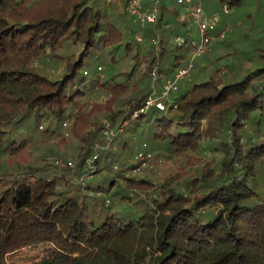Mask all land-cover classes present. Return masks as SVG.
I'll use <instances>...</instances> for the list:
<instances>
[{
  "label": "trees",
  "instance_id": "16d2710c",
  "mask_svg": "<svg viewBox=\"0 0 264 264\" xmlns=\"http://www.w3.org/2000/svg\"><path fill=\"white\" fill-rule=\"evenodd\" d=\"M206 1L216 10L223 3L236 9L243 3ZM104 2L0 0V154L14 171L8 172L7 165L0 180V264H264V48L254 46L263 63L240 78L227 79L217 67L206 80L177 88L176 106L141 112L150 84L137 79L129 84L141 48L131 33L124 38L108 19ZM167 7L162 0L156 22L144 28L149 64L141 79L150 76L166 52L162 24ZM177 18L171 33L180 34L186 22ZM110 46L135 60L130 72L123 73L125 79L84 75ZM170 47V66L157 73L173 77L186 61L177 53L183 47ZM238 50L227 55L251 59ZM46 56L64 65L58 78L33 64ZM96 89L109 95L105 103L89 100ZM129 90L133 94L117 108ZM134 111L138 114L131 118ZM99 112L110 128H145L166 156L186 157L205 143L212 159L200 175L187 180L185 190L175 184L179 179L167 180L149 199L112 210L108 201L91 193L130 198L121 188L112 190V178L74 184L66 173L58 177L49 168L26 163L21 160L29 151L26 138L6 129L13 126L20 133L24 127L27 132L42 120L47 123L44 135L59 133L65 139L70 134L80 144L76 173L91 159L93 166L85 173L94 174L116 160L112 152H92L94 141L101 140ZM64 123L68 125L62 127ZM142 147L147 150L146 144ZM126 149L124 140L121 150ZM37 246L42 249L32 257L27 253L13 259Z\"/></svg>",
  "mask_w": 264,
  "mask_h": 264
},
{
  "label": "rangeland",
  "instance_id": "374dc122",
  "mask_svg": "<svg viewBox=\"0 0 264 264\" xmlns=\"http://www.w3.org/2000/svg\"><path fill=\"white\" fill-rule=\"evenodd\" d=\"M109 1L110 4L107 6ZM126 2L127 0H106V2H104L108 19L122 29L124 38H127L129 33L133 35L134 31L137 30V26L124 12V5ZM165 2L168 6V11L165 14V23L162 24V27L164 31L163 39L167 41V45L164 44L166 52L160 57L161 60L159 61V65L157 67L155 65L153 66L152 72L155 71V76H153L151 72L150 76L141 79L149 64V57H147L146 50L148 40H145L144 37L143 45H138L141 48V54L129 82V84H132L135 79L138 81L141 80V83L144 85L149 82L150 91L153 89L159 90L161 82L171 78L173 75H167L164 71L157 73V71L159 69L167 70L170 66L171 58H173L172 55L169 56L166 49L168 48L170 53L174 50V48L170 47L168 39L170 36L176 35L175 33H171L172 29H177L176 24H178V21H176V17H184L183 19L187 23V25L181 28L183 32L188 28L194 39L199 38L196 25L190 24L183 7L180 5H178V7L175 0H165ZM203 4L205 10L208 12L216 10L215 5L213 3L210 4L209 1L207 3L206 0H203ZM223 18L219 26V31L215 32V35L223 33L224 37L218 38L217 41L214 42L212 49L194 62V67L191 69L189 75L178 82L177 87L179 90L189 87L194 82L206 80L217 67H220L219 74L227 79L234 80L238 77L240 78L247 70L254 69L255 66L263 63L261 59L262 63L257 60V52L259 50H254V46L264 48V0H243L240 7L237 9L234 7L231 8L230 15ZM144 32L145 30H143V35ZM112 49L113 46L105 48L104 52H102L103 60L95 62L92 66L86 68V70H84V75L88 76L90 72H94L102 80L107 78L110 74L116 79H125L123 73L130 72L135 60H133L130 53H124L122 48L116 51H112ZM235 49H239L238 51L243 50L244 55L251 57V59H243L239 54H235L234 56L232 54L227 55V53ZM177 53L182 54L181 62L185 63L189 57V52L184 49L183 52L179 51ZM158 55L159 50L155 48L154 56L157 57ZM33 64L39 68L40 73L53 79L58 78L64 70V65L62 63L54 61L52 57L48 56L41 57ZM99 66L102 68L99 69ZM176 91L171 97L174 98L178 96V92ZM132 94L133 91L129 90L126 92L119 103H117L116 107L122 108L123 102L127 101ZM108 98V94L96 89L91 93L89 100L94 103L97 102L102 104L105 103ZM102 115L103 114L99 112L96 117L101 125V140L97 139L94 141L92 152L94 153L95 151L99 155L112 152L115 154L117 161L115 160L112 165L94 174L85 173L87 167L93 166L91 159L86 161L87 167H84L85 170L83 172L76 173L74 167L76 164L75 155L80 151V144L78 139L72 137L70 134L65 139H63L59 133H56L55 136L52 137L46 136L41 130L44 129L47 123L42 120L38 122V124H41L38 128L34 126L27 132L24 127L21 129L20 133H16V131L13 130V126L6 127V129H10L11 132L18 134V136L26 138L29 151L21 158V160L25 159L26 163L35 164L41 167V169L49 168L52 170L51 172L55 173L58 177L66 173L69 182L74 184L83 182L82 180H84V182L91 181L93 178L105 181L112 178V190L117 187L121 188L130 198L121 199L119 196H111V194L99 192L94 193L91 191L93 195L95 194L108 201L109 203L105 205L112 210L123 209L139 198L149 199L150 193L159 184L167 180L172 182V180L179 179L175 184H178V187L185 190L187 180H190V178L194 177L196 174L200 175L202 168L205 167V163L208 164L212 159L213 154L207 148H203L205 143H202L199 150L187 151L186 157H178L176 155L166 156L163 154L164 151L162 147L154 144L150 140L145 128L141 129L137 127L127 130H116L115 127L110 128L108 120ZM62 127H64V125ZM106 130H108L107 133ZM124 140L127 143V149L121 150L122 141ZM144 144L147 145L146 151L152 154V158L150 160L139 161L137 160V153L144 150L142 147ZM67 162H71L72 166H68V171L65 172L64 170ZM7 165H9L8 172H14L11 165L8 164L7 156L1 153L0 180L7 171ZM177 186L175 185L174 187ZM84 192L86 191L84 190ZM41 249V246L30 248V250L26 248L14 254L15 258L13 257V259L26 256L27 253L32 257L33 254L39 253ZM25 262H27V259Z\"/></svg>",
  "mask_w": 264,
  "mask_h": 264
},
{
  "label": "built area",
  "instance_id": "2783aa9c",
  "mask_svg": "<svg viewBox=\"0 0 264 264\" xmlns=\"http://www.w3.org/2000/svg\"><path fill=\"white\" fill-rule=\"evenodd\" d=\"M161 1L162 0H127L125 3V14L137 26V30L133 33V39L136 43L143 45V30L147 24L156 22ZM175 2L183 7L190 24L196 25L199 38L194 39L188 28L183 33L169 37V45L183 47L189 52V57L185 66L180 68L172 78L165 79L161 82L159 90L153 89L150 91L140 108L141 112L147 111L150 108L163 111L171 104L176 106V102H174V98L171 97V95L177 90L178 82L189 75L191 69L194 67V62L207 54L218 38L224 37L223 33L215 35V29L222 21V18L229 16L231 13V8L227 3H223L218 10L208 12L204 8L203 0H175ZM153 43L157 45L158 41L154 39ZM101 68L102 67L99 66V69ZM152 73L153 76H155V71ZM137 114L138 112L134 111L131 113L130 117L134 118ZM67 125V123H64L65 127ZM107 132L108 130H106V133ZM151 158L152 154L146 150L137 153V160L139 161L150 160ZM66 165L72 166V163L67 162Z\"/></svg>",
  "mask_w": 264,
  "mask_h": 264
}]
</instances>
